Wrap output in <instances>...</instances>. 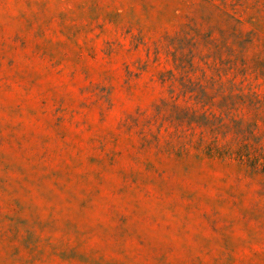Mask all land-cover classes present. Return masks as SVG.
<instances>
[{
  "label": "rangeland",
  "instance_id": "obj_1",
  "mask_svg": "<svg viewBox=\"0 0 264 264\" xmlns=\"http://www.w3.org/2000/svg\"><path fill=\"white\" fill-rule=\"evenodd\" d=\"M0 264H264V0H0Z\"/></svg>",
  "mask_w": 264,
  "mask_h": 264
}]
</instances>
